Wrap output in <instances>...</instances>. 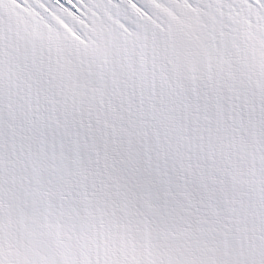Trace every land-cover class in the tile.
Here are the masks:
<instances>
[{
    "label": "snow or ice",
    "instance_id": "snow-or-ice-1",
    "mask_svg": "<svg viewBox=\"0 0 264 264\" xmlns=\"http://www.w3.org/2000/svg\"><path fill=\"white\" fill-rule=\"evenodd\" d=\"M0 264H264V0H0Z\"/></svg>",
    "mask_w": 264,
    "mask_h": 264
}]
</instances>
